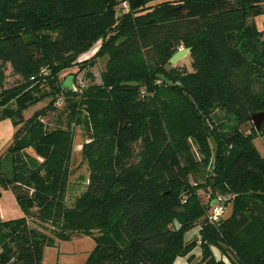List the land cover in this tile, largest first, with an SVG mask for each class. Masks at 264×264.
I'll list each match as a JSON object with an SVG mask.
<instances>
[{
  "label": "trees",
  "instance_id": "trees-1",
  "mask_svg": "<svg viewBox=\"0 0 264 264\" xmlns=\"http://www.w3.org/2000/svg\"><path fill=\"white\" fill-rule=\"evenodd\" d=\"M262 13L264 0H0V120L15 127L0 188L22 211L0 219V264H41L45 247L79 236L94 240L84 264L191 263L196 246L195 264H264V156L253 143L264 122L239 130L264 111ZM181 46L192 70H165ZM100 58V83L63 85L62 72ZM7 64L20 79L5 88ZM75 128L89 173L68 205ZM195 146L204 164L212 153L204 185L189 181ZM218 196L230 211L210 219Z\"/></svg>",
  "mask_w": 264,
  "mask_h": 264
},
{
  "label": "rangeland",
  "instance_id": "rangeland-1",
  "mask_svg": "<svg viewBox=\"0 0 264 264\" xmlns=\"http://www.w3.org/2000/svg\"><path fill=\"white\" fill-rule=\"evenodd\" d=\"M231 1V0H230ZM256 28L259 31H262L264 33V13L257 15L254 19ZM259 45V44H257ZM99 48L98 43H96L87 53L81 55L80 60L82 59H88L91 55H93ZM185 48V47H179ZM264 52V51H262ZM191 60L189 58V54H185L183 57H181L173 66H177L178 68L185 67L187 70L191 69ZM79 66H74L73 68H70L68 70H65L60 74V79L63 82H66V80L71 77V83L74 88H77V85H81L80 83H83L85 86L89 85L91 82L100 83V72L104 68V59L100 58L97 60L96 64L92 67H86L82 70H78ZM5 72V80L3 83V86L5 88L13 86L19 79L18 75H15L11 71V67L9 64L4 67ZM72 73H75L76 76L72 75ZM87 73H90L92 77L87 76ZM65 86V85H64ZM66 87V86H65ZM47 100H42L39 103H35L33 105H30L26 110L23 111L24 117H28L31 115V113L42 107ZM61 107V106H58ZM214 118L219 116H222V113L220 111H215L213 113ZM222 119L225 117H221ZM55 117L54 115L49 114L45 120L47 122L54 121ZM74 145H73V156L70 162V169H71V175L69 177V183L68 188L66 191V204L71 205L73 204V200L77 195H79L85 188L87 183V177H88V167L87 164L81 160L79 155V144L83 143L84 135L82 130L79 128H75L74 130ZM214 143L216 144L215 140ZM253 143L255 147L257 148L258 152L264 156V138L257 137L253 140ZM210 148L211 144H210ZM217 149V145H216ZM195 156L197 160L196 166L193 168L190 176L189 181L192 184L200 183L205 184V182L209 178V172L211 170V163H212V153L210 152L209 160L207 164H204V155L200 152L199 147L195 146ZM29 152V150H28ZM213 152V150H212ZM1 166L3 168V174L5 176H9L11 173V157L8 156L7 158H3L1 161ZM211 178V177H210ZM8 190V189H7ZM198 193L200 195V199L202 203H205L208 199V196L211 193V189L209 186H203L198 190ZM0 219L1 220H9L12 218H17L22 215L21 209L19 208L18 204H16V200L14 198V195L10 192H6L0 194ZM230 211V207L226 209L225 215H227ZM198 227H193L186 233V237H194L196 238L198 236ZM190 238H186V240H189ZM94 246V240L91 237L88 236H79L73 241H60L59 246L55 247H48L45 251L44 260L46 263L49 264H56L59 262V264H84L91 248ZM46 248V247H45ZM57 251H60L58 254V259L56 260ZM216 257H222L220 253L216 249H214ZM199 247H195L191 253H194L196 256L192 259L191 263L186 262V257L178 258L176 259V264H192L196 263L199 259Z\"/></svg>",
  "mask_w": 264,
  "mask_h": 264
},
{
  "label": "water",
  "instance_id": "water-1",
  "mask_svg": "<svg viewBox=\"0 0 264 264\" xmlns=\"http://www.w3.org/2000/svg\"><path fill=\"white\" fill-rule=\"evenodd\" d=\"M257 49L260 53H262V51H264V45H257ZM189 52V48H180L178 49V51H176L168 60L167 63H165L164 65V69L165 70H169L171 65H174L181 57H183L185 54H187ZM157 77L161 80L166 81V83H169L168 80H166V78L162 75V74H157ZM123 85H130V86H137L139 85L138 82L136 81H128V82H123ZM66 87H70L73 88L72 83H71V77H69L65 84ZM262 122H264V111H259L257 113H254L251 115V119L249 121H246L242 124H240L239 126V130L243 133L246 134L248 133L252 128H254L255 130H259L260 125L262 124ZM210 143H211V147L213 150V156L215 158L216 155V144L214 143V139L210 138ZM175 226L177 229H179L180 225L177 221V219L173 220Z\"/></svg>",
  "mask_w": 264,
  "mask_h": 264
},
{
  "label": "crops",
  "instance_id": "crops-1",
  "mask_svg": "<svg viewBox=\"0 0 264 264\" xmlns=\"http://www.w3.org/2000/svg\"><path fill=\"white\" fill-rule=\"evenodd\" d=\"M64 84H65V82H63V85ZM14 131H15V127L13 126V124H12L10 119L5 118V119H1L0 120V167H1L2 172H3V168L1 166L2 165L1 161H2L3 158L5 159L8 156H10V154H6V149L9 146V144L11 143V141H12V137H13ZM79 146L81 147V143L79 144ZM11 173H12V166H11ZM11 173H10V175H11ZM5 191L12 193L10 190H4V189L0 188V194L5 193ZM12 195H13V193H12ZM14 198H15V196H14ZM16 204H17V202H16ZM0 213H1V211H0ZM69 241H71V240H69ZM59 244H60V242L56 246H54L53 248L55 249V247L59 246ZM47 248L48 247H46L44 249V253H43V258H42L41 264H49L48 262L46 263V261L44 260V255H45V252H46L45 250ZM92 248H91V250H92ZM59 253H60V251H57L56 260L58 259V256H59L58 254ZM56 264H59V262H57ZM61 264H63V263H61ZM78 264H81V263H78Z\"/></svg>",
  "mask_w": 264,
  "mask_h": 264
},
{
  "label": "built area",
  "instance_id": "built-area-1",
  "mask_svg": "<svg viewBox=\"0 0 264 264\" xmlns=\"http://www.w3.org/2000/svg\"><path fill=\"white\" fill-rule=\"evenodd\" d=\"M124 9L128 8V5L126 2H123L122 4ZM62 103L61 99H57L55 101V104L57 106H60ZM81 148V147H79ZM216 203L212 208H211V214L209 216L210 219H217L218 217H220L221 215L224 214L225 210H226V206L224 205V198L221 196L217 197V200L213 201L212 204Z\"/></svg>",
  "mask_w": 264,
  "mask_h": 264
}]
</instances>
